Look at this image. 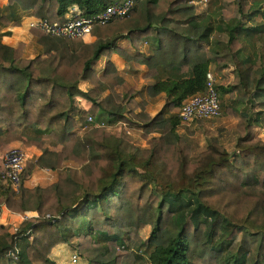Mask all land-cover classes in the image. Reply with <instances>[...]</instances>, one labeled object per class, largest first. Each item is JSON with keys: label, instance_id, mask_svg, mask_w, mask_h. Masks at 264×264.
I'll return each mask as SVG.
<instances>
[{"label": "trees", "instance_id": "obj_1", "mask_svg": "<svg viewBox=\"0 0 264 264\" xmlns=\"http://www.w3.org/2000/svg\"><path fill=\"white\" fill-rule=\"evenodd\" d=\"M120 1L8 0L0 24L17 26L24 14L62 23L73 5L89 16ZM192 1L136 0L127 16L94 26L89 43L37 33L41 49L33 58L23 55V43L0 41V147L19 142L41 151L27 162L18 191L2 183L0 204L37 215L13 233L0 226V264H55L49 254L61 243L75 246L87 264H264V140L253 134L264 129V61L256 47L264 10L238 9L225 22L215 20L217 11L199 19ZM122 40L155 78L147 95L165 93L153 116L135 99L141 91H117L124 79L109 57L128 59ZM143 42L150 55L138 51ZM100 57L107 60L97 74ZM212 64L215 72L232 67V84L216 89L228 94L221 113L230 108L241 118L235 152L212 137L192 160L174 109L206 90ZM80 81L90 88L82 91ZM76 97L91 102L89 109L79 110ZM98 111L107 124L139 125L147 148L96 127ZM46 137L60 150H50ZM66 162L78 167L46 187L23 186L34 168L62 172ZM145 226L149 236L141 239Z\"/></svg>", "mask_w": 264, "mask_h": 264}, {"label": "crops", "instance_id": "obj_2", "mask_svg": "<svg viewBox=\"0 0 264 264\" xmlns=\"http://www.w3.org/2000/svg\"><path fill=\"white\" fill-rule=\"evenodd\" d=\"M7 4H8V1L6 0V3H4L3 5H0V7L7 5ZM32 18L33 16L29 14H24L21 18L20 24L17 26H12L11 24L4 26L0 24V41L9 46H16L19 43H23L26 48L24 52L26 56L29 58L37 55L41 49L39 44L36 42L37 33H40V31L29 25ZM83 40L84 42H88V43L92 42L94 40V36L93 35L86 36ZM118 46L122 51H124L128 59H126L124 56H122L121 54L117 52L112 53L109 57V60L114 65L118 74L124 79L123 84L120 85L117 88V90L122 93L128 90L141 91V94L135 95V99L137 101L139 100L146 101L145 110L148 114H150L151 116L157 114L165 104V101H166L165 93L162 92L155 97H149L147 93L145 92V88L149 85H152L155 81V78L147 75L148 69L146 65L141 64L140 62L134 59H131L133 54H136V51L134 47L131 45L130 41L122 40L118 43ZM138 51L146 55H150L152 52V49L147 42H143L139 45ZM106 60L107 59L105 57H100L96 61L94 65V69L97 74H101L103 70L105 69ZM78 86L82 91H86L87 89L90 88L91 85L88 81H80L78 83ZM75 101H76L77 108L82 111L89 109V107L91 106V102H89L88 100L82 97H76ZM175 112L177 113V111ZM101 119L102 121L106 122L105 121L106 115ZM202 121L205 122L208 120H198V121H195L194 124H197L198 122H202ZM15 143L20 144L19 142H13L11 144L13 145ZM46 146L50 150H53V151L60 150V145H53V144L47 145L46 143ZM1 148L3 147H0V149ZM24 148L28 152L29 162L32 160H35L41 154V151L35 146H28V147L24 146ZM61 168L60 169L57 168L55 170L39 169V172H40L39 177L36 178L34 173H32L28 179L23 181V186L30 188V186L33 185L32 183H34L36 180H51V182L48 184L50 185L57 181L58 173L60 172ZM36 169L38 168H35L34 170ZM2 183L3 182L0 180V191L2 190L1 189ZM36 215L37 214L32 211H27L22 214L13 213V212H10L4 204H0V226H4L7 229V231L10 233L15 232L18 225L24 218L36 216ZM58 245L53 247L49 254V258L53 260L55 264H61V261H58L57 259L58 258L57 254L59 253V249H60ZM66 245L72 250V254L70 258V261H71L72 255L75 254L76 251L72 249L71 245L69 244H66ZM78 261H79V258H78ZM78 261L76 263H72L71 261V263L77 264ZM84 264H87V263L84 262Z\"/></svg>", "mask_w": 264, "mask_h": 264}, {"label": "built area", "instance_id": "obj_3", "mask_svg": "<svg viewBox=\"0 0 264 264\" xmlns=\"http://www.w3.org/2000/svg\"><path fill=\"white\" fill-rule=\"evenodd\" d=\"M136 0H122L114 2L101 11L83 16L78 6H71L66 14L65 21L62 23L49 22L47 19L33 17L30 26L38 29L41 33L67 38L84 39L91 35V31L96 25H104L111 20L121 19L127 16L135 7ZM206 90L203 93H197L185 98L177 112L179 118V129L190 127L198 120H211L221 115V104L218 91L215 86V80L208 71L206 74ZM89 122H93L91 117ZM96 127H105L112 134L121 137H127L132 134L126 122L118 121L114 124H107L104 121H94ZM29 160L27 150L22 146H7L0 157V180L8 184L13 190L18 191L21 185V175L25 170ZM78 254L72 255V263L78 261Z\"/></svg>", "mask_w": 264, "mask_h": 264}, {"label": "rangeland", "instance_id": "obj_4", "mask_svg": "<svg viewBox=\"0 0 264 264\" xmlns=\"http://www.w3.org/2000/svg\"><path fill=\"white\" fill-rule=\"evenodd\" d=\"M210 2L212 3L211 6H210ZM4 3H6V0H0V5H3ZM192 4L195 6L194 7L195 12H196V15L199 17V19L201 17H205L207 14H212L217 11L218 14L214 15L215 20L218 21L220 19H223L224 22L227 21L228 20L227 18L231 17L232 14L236 12V10L238 9L243 10L242 12H244V14L245 12L247 13L250 10H252V9H249L250 6L251 8H254L256 5V7H258L259 9L261 8V10H264V0H193ZM208 6H209V9H208ZM219 6H223V8L220 11H218ZM246 18L247 16H244V20H246ZM256 20H260V17L258 16ZM214 37L221 39L223 41L226 40V35L218 33V32L215 33ZM256 47L258 51H260L261 54L263 55V61H264V35H262L261 39L256 44ZM25 49L26 48L24 46L23 55L27 57L24 52ZM225 69H223L221 72H215L214 64L211 65L209 72L215 80L214 82H215L216 87L227 86V85L232 84V80H233L232 67H227ZM217 91H218L219 98H220V104L222 103V101L223 103H227L228 94L222 95L220 90H217ZM174 110L178 112L179 107L175 108ZM256 110H257V107L255 106L251 108L252 112ZM104 116L105 114L98 111L96 118H98L99 120H96V122H101L102 121L101 118H103ZM240 121H241V118L239 114L234 113L230 108H225L222 110V113L219 117L205 121V122L203 121L198 122L197 124L193 123L194 125L192 124L190 127L179 129V133L181 136H183L186 144L190 147V157L192 160H196L199 154L206 149L212 137H216L219 140V142L223 145V147L228 151V153L233 154L235 152V141L238 136L237 124ZM82 130L80 132H83ZM141 133L142 132H141V128L139 127V125H134L132 134L127 137H121V138L125 140L127 143L135 147L144 149V148H147V144H146L145 139L142 138ZM253 134L261 138L262 140H264V129L263 128L254 127ZM152 136H158V134L155 133ZM49 142H50V138L46 137L47 145L51 144ZM13 145L22 146L21 144H18V143H15ZM8 146H10V144ZM6 147L7 146L0 149V155ZM28 165H29V162H28ZM77 167L78 165L75 162L73 163L66 162L64 164V168L62 169L63 171L58 173V177L60 176V174L63 175L65 173L64 172L65 170H70V169L77 168ZM34 169L32 170V173H34V175L37 178L39 177L40 172H39V169H36V170ZM50 182L51 180H36L34 183H32L33 185H31L30 188H34L36 186L46 187L48 186ZM149 232H150V227L145 226L139 231L138 234L141 239H146L149 236ZM58 246L60 247L59 253L57 254L58 261H61V264H72L70 261L72 250L64 243H61ZM72 249L75 250L76 247L74 246L72 247ZM84 261H85L84 259L79 258V261L77 264H84Z\"/></svg>", "mask_w": 264, "mask_h": 264}]
</instances>
